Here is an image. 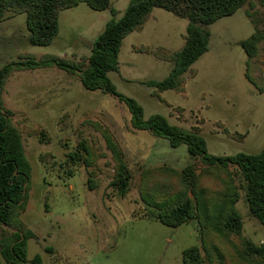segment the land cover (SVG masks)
I'll use <instances>...</instances> for the list:
<instances>
[{"label":"rangeland","instance_id":"rangeland-1","mask_svg":"<svg viewBox=\"0 0 264 264\" xmlns=\"http://www.w3.org/2000/svg\"><path fill=\"white\" fill-rule=\"evenodd\" d=\"M113 5L121 9L115 2ZM96 16L97 12L85 3L63 10L54 41L34 47L28 43L25 15L8 11L0 21V68L13 61H39L48 56L70 59L76 51L89 55L93 41L88 37L89 26ZM221 22L223 25L212 32L220 38L228 37V42L217 47L216 55H204L196 63L202 82H196L194 92L203 93L204 100L198 101L210 107L202 108V117L197 111L186 119L173 109L168 121L197 132L210 155L256 154L264 145V43L257 57L259 87L249 91L243 75L245 55L229 40L237 38L244 26L248 31L264 32V0H248L235 15ZM126 48L127 43L123 53ZM86 57L77 59L84 63ZM149 59L136 55L126 66L119 57L121 75L132 82L121 81L119 73H108L118 93L138 98L135 100L145 107L146 118L162 113L164 105L156 100L160 97H149L145 82H158L167 75L165 70L159 73L153 70L155 67H146L145 60ZM196 99L193 94V105ZM2 101L21 136L31 167L26 207L19 217L36 237L28 243V255L42 256L45 248H51L56 255L43 256V264H183L182 252L196 246L203 264H207V252L216 246L223 256L221 264H263L243 256L238 248L241 242L233 234L221 238L201 230L196 220L177 228L161 225L153 217L156 211L141 200L142 173L149 180L148 186L153 181L159 183L149 191L162 198L179 190L178 177L170 172L179 174L187 166L199 176V187L212 192H219L227 178L238 194L235 209L241 220V238L264 246V227L249 213L246 183L238 168L207 169L188 155L184 145L173 149L164 139L133 130L129 113L115 97L100 90L86 91L78 73L68 74L54 66L13 72L5 81ZM240 115L245 118V126L236 133L230 127L233 118ZM102 131L111 135L131 172L129 191L122 199L108 187L114 162L105 148ZM81 145L90 155L82 152ZM71 154L77 158L71 160ZM88 182L94 189L87 187ZM202 234L207 236L203 247ZM215 256L211 257L214 263Z\"/></svg>","mask_w":264,"mask_h":264},{"label":"trees","instance_id":"trees-1","mask_svg":"<svg viewBox=\"0 0 264 264\" xmlns=\"http://www.w3.org/2000/svg\"><path fill=\"white\" fill-rule=\"evenodd\" d=\"M248 0H130L122 16L116 19V11L109 0H0V21L8 11L25 15V27L28 31V43L34 47L50 45L59 32L58 18L61 11L73 8L79 3H85L93 11H109L110 19L103 31L93 40L90 53L85 62L73 59H63L58 56H48L34 61H13L0 68V257L4 264H41L39 255L27 259V241L34 238L32 231L25 228L19 217L25 211L27 192L31 175V167L27 161L21 136L9 119L5 110L2 93L7 78L15 71L33 70L54 66L68 74H77L80 84L86 91H102L115 97L121 102L130 116V127L135 131L148 132L152 136L164 139L173 149L184 145L192 159L208 168L225 171L229 167L239 169L246 183V202L249 213L264 227V145L256 154L237 153L232 156H213L207 152L205 140L195 131L171 125L160 114L144 118L143 108L133 98L116 91L108 77V73L118 71V54L123 39L130 33L140 29L150 17L155 8L163 9L179 18L187 20L185 42L182 48L174 53L156 50L153 55L172 63L173 67L166 78L161 81L145 82L154 89L152 94L158 96L166 90L182 92L183 75L208 50V27L219 19L235 14ZM262 1V0H261ZM264 43V32L254 31L252 35L241 42L245 61V79L255 88L259 87L260 79L257 57ZM144 50H140L142 52ZM194 75V70L189 71ZM106 150L114 162V173L108 187L113 194L124 198L129 191L131 172L125 163L122 153L111 135L106 131L101 133ZM83 147L82 152L87 156L89 150ZM71 160L76 154L69 156ZM178 177L179 190L160 195L149 191L158 187L157 182L149 184L146 174H141L140 196L142 202L156 211L153 216L161 225L177 228L192 220H196L201 230L227 238L235 235L241 244V253L249 259H255L264 264V246H255L241 238V220L235 209L238 194L232 182L227 178L219 192H212L199 187V176L192 166L185 167L179 174L170 172ZM88 188L94 189L88 182ZM161 185V184H160ZM143 193V194H142ZM107 196V194H105ZM162 198V199H161ZM12 229L14 232L5 230ZM207 236H200L203 245ZM207 252V264H221L223 258L216 246ZM51 253L50 248H45ZM216 256V263L212 255ZM212 259V260H210ZM183 264H203L204 259L198 247L193 246L182 252Z\"/></svg>","mask_w":264,"mask_h":264},{"label":"crops","instance_id":"crops-1","mask_svg":"<svg viewBox=\"0 0 264 264\" xmlns=\"http://www.w3.org/2000/svg\"><path fill=\"white\" fill-rule=\"evenodd\" d=\"M129 1L130 0H114V1L109 0L111 7L116 11V19H119L122 16V14H123L125 8L127 7ZM114 2L117 4V6H119L121 8L120 10L116 6L113 5ZM96 12H97V16L92 21V24L89 26V29L91 30V32L89 33L88 37L89 38L91 37V40H94L96 38L95 34L99 35L103 31L105 24L109 21V19L111 17L109 14V11H100V12L96 11ZM233 15H235V14H233ZM232 16H230V17H232ZM230 17H225V18L219 19L218 21H216L215 23L211 24L208 27V31H209L208 50L201 57H203L204 55H209V54L211 55V53L213 55H216L217 54L216 52L218 51L217 47L220 45H224L225 41L228 42V37L225 38L223 35L220 38V36H216L215 33L212 32V29H215V31H216V28L218 26L223 25L221 21H223L226 18H230ZM58 24H59V22H58ZM187 24H188V22L184 18H179V17H177V16H175V15H173V14H171V13H169L163 9H158V8L153 9L151 11L150 17L142 24L140 29L128 34L123 39L122 44H121V48H120V51L118 54V59H119V57L122 56L123 65L130 66L131 65L130 61H131V58L133 56L146 55L150 58L149 60H145L146 67L152 68V69L155 67L153 70H156L159 73H161L165 70V74H167L166 75V77H167L168 74L170 73L172 67H173L172 63L163 59V58L154 56L153 52H155L156 50H159V49L164 50L165 52H169V53H174V52L179 51L185 42ZM98 27L101 29L100 30L97 29ZM95 29L97 31L96 33L93 32ZM253 32H254V29H251V31H248V29L244 26V29L242 31H240V35L235 39H230L229 41L231 44L239 47V45H238L239 42L248 39L252 35ZM227 36H229V34H227ZM92 42L93 41H91V43ZM125 43H127V48H126L125 52L123 53V48L125 46ZM90 48H91V46H90ZM90 48H89V53H90ZM140 50H144V51L140 52ZM73 56L74 55H71L70 59L78 61L79 58L84 57V56H88V55H83L80 53V51H76L75 57H73ZM244 57L245 58H244L243 75L245 73L246 56H244ZM60 58L69 59L66 56L60 57ZM198 60L189 68V71L194 70V72H195L194 75H191L189 71H187L183 75L184 82L182 85L183 86L182 92H176L174 90H166V91L158 94V96L160 97L161 100H159V99H156V100L159 103H161L162 105H164V110L160 111L162 113H157V114L164 116L167 119V121L171 117V110H173V109L179 110L180 111L179 116H181L183 119H186L188 116H190V114H193V112H197V111H199V116L202 117V114H201L202 108L204 107L207 109L210 107L207 102L199 103L198 99L204 100V98H205V95L203 93L194 92V90L197 89V88L195 89L196 82L198 80H199L198 81L199 83L202 82V81H200L201 78H199L200 77L199 71L196 68L198 65V64H196L198 62ZM114 73L120 74L119 79L121 81H125L127 83L132 82V80L126 79L125 77H123L121 75L119 64H118V71L114 72ZM244 79H245V76H244ZM247 83L250 86H247L246 89H248L249 91H253L251 89L255 90V88L248 81H247ZM196 87H198V85H196ZM249 87H253V88H249ZM148 89H149V92H148L149 97L152 99L154 97L152 94L154 89L151 87H148ZM193 94H195V97L197 98L194 105H193ZM125 96H128V95H125ZM134 98L136 99V97H134ZM136 100H138V98ZM169 100H174V101H169ZM142 108H143L144 118L146 119V117H145L146 109H145V107H142ZM221 109L223 110L224 108H221ZM154 114H156V113H154ZM151 115H153V114H151ZM233 119H234V121H232V123H231L232 127H230L231 131H235L236 133H239L238 130H240V131L243 130V128L245 126V118L240 115V116H235ZM219 122L223 125H225L227 123L226 121H224V122L215 121V123H219ZM255 125L256 124H254V126ZM177 127H179V126H177ZM181 146H179L177 148H180ZM177 148H175V149H177ZM35 238L36 237H34L30 240H33ZM30 240L27 241V259L28 260H31L35 255H39L41 258V264H43L42 263L43 256L45 257L46 254H48L50 257L53 255H56V252L54 250H52L51 253H46L45 249L42 251L45 253L42 256H41V253L40 254H34L31 256L28 255V243ZM0 264H4L1 257H0Z\"/></svg>","mask_w":264,"mask_h":264},{"label":"water","instance_id":"water-1","mask_svg":"<svg viewBox=\"0 0 264 264\" xmlns=\"http://www.w3.org/2000/svg\"><path fill=\"white\" fill-rule=\"evenodd\" d=\"M4 229H6V230H8L9 232H14V230H12V229H7V227H4Z\"/></svg>","mask_w":264,"mask_h":264}]
</instances>
